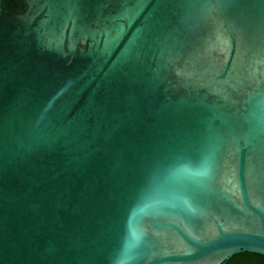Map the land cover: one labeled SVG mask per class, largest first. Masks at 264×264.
<instances>
[{"label":"water","instance_id":"1","mask_svg":"<svg viewBox=\"0 0 264 264\" xmlns=\"http://www.w3.org/2000/svg\"><path fill=\"white\" fill-rule=\"evenodd\" d=\"M21 2L0 5V264L264 257V0Z\"/></svg>","mask_w":264,"mask_h":264},{"label":"trees","instance_id":"2","mask_svg":"<svg viewBox=\"0 0 264 264\" xmlns=\"http://www.w3.org/2000/svg\"><path fill=\"white\" fill-rule=\"evenodd\" d=\"M0 5L3 9H19L22 7L21 0H1ZM220 264H264V257L256 252L239 251L231 254Z\"/></svg>","mask_w":264,"mask_h":264}]
</instances>
